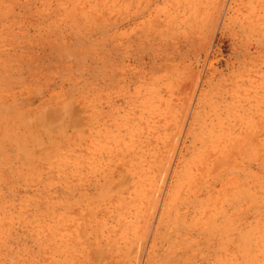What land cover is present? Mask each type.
I'll return each instance as SVG.
<instances>
[{
	"label": "rangeland",
	"instance_id": "obj_1",
	"mask_svg": "<svg viewBox=\"0 0 264 264\" xmlns=\"http://www.w3.org/2000/svg\"><path fill=\"white\" fill-rule=\"evenodd\" d=\"M0 264H264V0H0Z\"/></svg>",
	"mask_w": 264,
	"mask_h": 264
},
{
	"label": "bare ground",
	"instance_id": "obj_2",
	"mask_svg": "<svg viewBox=\"0 0 264 264\" xmlns=\"http://www.w3.org/2000/svg\"><path fill=\"white\" fill-rule=\"evenodd\" d=\"M189 22H190V21H189ZM192 24H193V23H192ZM228 145H229V144H228ZM231 145H232V144H231ZM221 146H222V145H221ZM224 146H225V145H224ZM219 147H220V146H219ZM219 147H217V148L219 149ZM229 147H230V146H229ZM219 150H220V149H219ZM219 150L216 149L215 152H218ZM212 153H213V152H212ZM222 154H223V152H222ZM219 155H220V154H219ZM209 156H210V155H209ZM220 156H221V155H220ZM220 156H219V157H220ZM222 157H223V156H222ZM222 157H221V158H222ZM208 160H209V159H208ZM210 160H211V159H210ZM216 161H217V160H216Z\"/></svg>",
	"mask_w": 264,
	"mask_h": 264
}]
</instances>
